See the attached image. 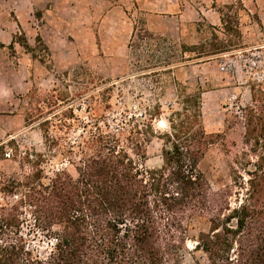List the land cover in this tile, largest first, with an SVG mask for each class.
<instances>
[{"label":"rangeland","instance_id":"374dc122","mask_svg":"<svg viewBox=\"0 0 264 264\" xmlns=\"http://www.w3.org/2000/svg\"><path fill=\"white\" fill-rule=\"evenodd\" d=\"M116 1L127 8L111 10ZM189 1L179 33L163 17L169 32L148 29L155 36L143 39L135 33L147 28V16L127 0H0V221L17 208L41 256L51 245L33 228L30 188L59 171L76 176L78 145L96 124L127 133L119 146L140 168L160 167L161 137L198 90L204 126L215 136L199 168L213 190L234 187L232 206L245 196L244 181L235 184L253 154L247 108L264 99V0ZM202 46L210 54L191 61ZM195 244L188 240L180 264H208Z\"/></svg>","mask_w":264,"mask_h":264},{"label":"trees","instance_id":"16d2710c","mask_svg":"<svg viewBox=\"0 0 264 264\" xmlns=\"http://www.w3.org/2000/svg\"><path fill=\"white\" fill-rule=\"evenodd\" d=\"M136 31L143 39L155 36L143 25ZM182 48L194 51L185 44ZM44 50L48 52L47 46ZM207 54L202 46L191 61L204 60ZM262 101L247 108L246 144L253 154L244 157L245 180L237 177L241 180L235 186L245 185L237 205L230 202L234 187L213 190L199 168L215 136L204 126L198 90L184 101L191 109L177 112L170 119L172 131L161 137L160 167L140 168L119 146L127 133L113 134L96 124L78 145L82 156L77 175L59 171L27 194L33 228L51 245L48 254L41 256L30 247L19 210L13 208L16 212L6 210L1 216L0 264H180L189 239L205 253L208 264H264ZM129 141L142 149L141 141ZM200 224L207 226L193 236Z\"/></svg>","mask_w":264,"mask_h":264},{"label":"crops","instance_id":"0c3cea01","mask_svg":"<svg viewBox=\"0 0 264 264\" xmlns=\"http://www.w3.org/2000/svg\"><path fill=\"white\" fill-rule=\"evenodd\" d=\"M132 2L136 9L147 16V29L155 32H169V27L160 23V19L168 17L173 22L174 33H179L186 11L190 9L189 0H127ZM112 4L111 10L120 12L125 10L126 4ZM189 4V7L187 6Z\"/></svg>","mask_w":264,"mask_h":264},{"label":"built area","instance_id":"2783aa9c","mask_svg":"<svg viewBox=\"0 0 264 264\" xmlns=\"http://www.w3.org/2000/svg\"><path fill=\"white\" fill-rule=\"evenodd\" d=\"M221 69H222V70H225V66H222Z\"/></svg>","mask_w":264,"mask_h":264}]
</instances>
